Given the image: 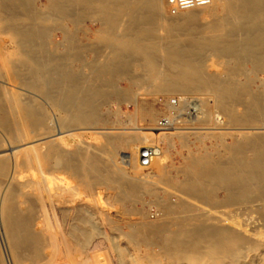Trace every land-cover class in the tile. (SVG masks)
Here are the masks:
<instances>
[{"label": "bare ground", "instance_id": "6f19581e", "mask_svg": "<svg viewBox=\"0 0 264 264\" xmlns=\"http://www.w3.org/2000/svg\"><path fill=\"white\" fill-rule=\"evenodd\" d=\"M31 1L0 0V55L12 79L25 75L23 84L28 88L45 94L62 111L72 112L62 119L64 133L74 129L71 124L92 120L95 112L86 118L80 112L75 114L72 108L84 97L82 82L70 73L67 78L71 89L62 93L61 63L56 58L38 57L46 48L50 11L64 19L74 16L77 20L92 10L100 13L106 24L104 42H113L120 51L106 61L111 71L129 72V62L143 57L148 66H154L159 57L165 56L176 67L164 79V89L207 92L216 88V103L232 118L240 122L261 121L257 98L251 102L253 109L238 115L229 97L235 93V101L240 100L241 85L252 82L251 76H241L246 69L244 62L252 61L255 74L264 72V0H211L205 6L179 10L167 17L163 16L162 0H50L51 10L43 13L34 9ZM221 4L227 6L223 13L219 10ZM197 8H205L204 25L196 21L200 10ZM90 49L99 54L101 45L96 43ZM208 52L229 55L237 62L230 61L224 69L208 73L203 65ZM14 57L21 59V65H13ZM259 80L264 86V79ZM10 93L8 109L13 110L14 117L4 121L12 136L9 141L0 140V179L8 178L9 183L8 189L2 188L4 192L0 189V226L8 249L11 245L16 250L14 257L9 250L11 263L101 264L107 257L100 253L104 243L90 217L91 195L81 194L78 186L69 185L70 181L58 172L69 171L89 191L95 183L102 182V173L115 181L120 180V174L104 170L95 153L80 157L64 150L61 144L66 134L62 130V136L57 138L52 132L38 131L41 119L47 118L45 113L26 104L27 98L23 99L21 92L11 89ZM1 112L7 113L0 105ZM146 116L152 120L155 112L148 111ZM148 129L130 134L119 131L111 141L135 146L146 136L167 141L183 136L182 132ZM220 145L198 159H190L198 171H184L185 179L179 187L188 198L201 202L200 185H215L225 195L203 202L206 208L193 205L185 197L176 203H163L165 224L156 228L155 246L144 249L130 237L139 256L152 264H264V133L244 134L236 144ZM163 172L161 177H165ZM135 185L139 188L137 182ZM80 198L87 204H77ZM21 202L26 204V211L21 210ZM20 232H24L23 238ZM0 264H6L1 256ZM115 264H130L127 254L120 252Z\"/></svg>", "mask_w": 264, "mask_h": 264}, {"label": "rangeland", "instance_id": "374dc122", "mask_svg": "<svg viewBox=\"0 0 264 264\" xmlns=\"http://www.w3.org/2000/svg\"><path fill=\"white\" fill-rule=\"evenodd\" d=\"M49 1L32 0L31 5L41 13L49 12L51 10ZM162 8L164 17L175 14L171 12L168 0H162ZM197 9L200 10L196 21L199 25H204L205 20L207 21L204 14L205 8ZM219 10L223 13L227 10V6L221 4ZM50 14L52 19L49 25L45 26L47 28L45 34L46 48L44 52L38 53V57L46 56L53 60L56 58L61 63L62 85L65 87L62 86V93H68L71 89V81L67 78L71 76L70 73L82 82L84 97L75 108H72V111L75 114L80 112L85 118L90 115L91 111L95 112L93 119H86L79 125L71 124L70 128L74 129L69 130V133L72 135L64 133L63 129L66 128L62 126V119L69 117L72 112L62 111L45 94L28 88L23 84L25 75H17L12 79L6 71L4 60L0 55V105L7 111V113H0V140L9 141L12 136V130L6 126L4 119L13 120V110L8 108L12 101L10 91L14 89L21 92L22 98L24 96L23 99L27 98L24 100L26 104L34 105L45 113L47 118L41 117V122L37 125L38 131L52 132L57 138L62 136L59 134L62 130L66 134L65 142L61 144L64 150L72 154H79L80 157L95 153L99 156L97 157L101 164L103 163L102 168L104 170L120 174V180L118 179L116 182L109 178L106 173H102L104 177L102 182L95 183L93 189L89 191L85 184L80 183L69 171L58 172L59 176L61 175L70 181L69 185L78 186L81 194L89 193L91 195L89 198L92 200L90 217L95 222L98 237L104 243L100 253L108 259L102 258L101 264H115L120 252L127 254L130 264H152L141 255V257L139 256L131 239L132 236L134 240L141 243L144 249L149 248V246L154 247L156 228L165 224L162 216L163 203H176L180 197H185L193 205L206 208L207 206L203 202H207L208 199H210L209 201L217 200V198H222L225 195V192L215 185H200L199 194L203 201L201 202V200L188 198L179 184L185 179L184 171L189 173L198 171L190 159L195 160L194 158L198 159V157L204 156L207 151H212L214 147H220L221 143L236 144L241 135L253 136L264 133V86L259 80L264 79V72L255 74L252 69V61L244 62L246 69L243 70L244 73L242 72L241 76H251L252 82L241 85L239 89L240 100L235 101V93L230 95L229 99L234 103L236 114L244 115L253 109L251 102L257 98L261 121L256 123L251 119L240 122L236 118H232L228 111L216 103L219 98V90L216 88H209L206 90L207 92L186 88H176L171 91L164 89L162 86L164 79L176 67V64L170 62L165 56L159 57V62L157 61L154 66H148L146 57H143L139 61L131 60V63L129 62V72L111 71L106 61L120 51L113 46V42H104L106 24L102 15L96 10H92L88 16L78 20L74 16L64 19L61 14L54 11H50ZM0 15H2L1 12ZM38 25L41 26L40 23ZM0 26L2 27L3 24L0 23ZM160 34L163 37L164 31L161 30ZM96 43L101 45L99 54L97 51L95 52V49H90ZM230 61L237 62L235 58L229 55L208 52L203 58V65L206 72L214 73L224 69ZM13 65H21V59L14 57ZM173 97H178L180 100L179 105L175 108L180 114L186 111V105L191 98H198L200 100L201 118L198 114L189 120L183 118L181 123H175L171 127H160L159 120L166 115H171L173 109L171 99ZM148 111L155 112L154 119L150 120L146 116ZM148 128L160 132H182L181 135L183 136L180 138L173 136L172 141L168 140L172 145L167 140H159L155 136H146L144 140L136 142L135 146L128 143L117 144L111 141L112 136L119 131L130 134L134 131H150ZM155 142L159 144L156 157L159 155L160 160L158 157L157 159L154 157L151 165H142L141 151L145 146ZM161 170L162 172L164 170L163 176L165 177H161ZM135 182L138 183L139 188L136 187ZM7 184H9L8 178L0 179L1 192L8 189ZM21 203V210L26 211V204ZM78 203L87 204V201L80 198L77 200ZM168 226L172 225L167 224ZM10 237H12L11 234ZM20 237H24V232H20ZM116 246L119 248L116 249ZM9 250L14 257L16 250L11 245L8 249L0 226V256L6 264H12Z\"/></svg>", "mask_w": 264, "mask_h": 264}, {"label": "built area", "instance_id": "2783aa9c", "mask_svg": "<svg viewBox=\"0 0 264 264\" xmlns=\"http://www.w3.org/2000/svg\"><path fill=\"white\" fill-rule=\"evenodd\" d=\"M211 0H168L172 13H176L179 10H185L193 7H201L210 3ZM180 103L178 97H173L171 99V105L173 109L171 115H166L159 120L160 127H171L175 123H181L183 118L187 120L194 118L196 115L200 114V100L196 97L191 98V100L186 105V111L182 114L175 109ZM184 115V116H182ZM159 151V144L157 142L147 145L141 151V164L144 166H149L153 162V158L157 155Z\"/></svg>", "mask_w": 264, "mask_h": 264}]
</instances>
